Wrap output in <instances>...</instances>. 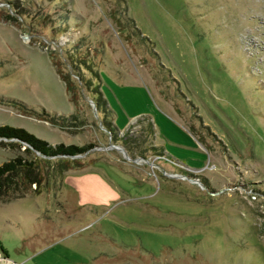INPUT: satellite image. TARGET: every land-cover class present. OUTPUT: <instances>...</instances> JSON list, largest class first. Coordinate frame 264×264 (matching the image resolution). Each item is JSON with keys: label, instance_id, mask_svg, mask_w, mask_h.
I'll list each match as a JSON object with an SVG mask.
<instances>
[{"label": "rangeland", "instance_id": "obj_1", "mask_svg": "<svg viewBox=\"0 0 264 264\" xmlns=\"http://www.w3.org/2000/svg\"><path fill=\"white\" fill-rule=\"evenodd\" d=\"M1 125L91 147L0 198V264H264V0H0Z\"/></svg>", "mask_w": 264, "mask_h": 264}, {"label": "trees", "instance_id": "obj_2", "mask_svg": "<svg viewBox=\"0 0 264 264\" xmlns=\"http://www.w3.org/2000/svg\"><path fill=\"white\" fill-rule=\"evenodd\" d=\"M85 67L86 70L94 73L89 66ZM57 71L65 81L67 89L74 92L73 84L68 76L59 69ZM90 94L92 95L96 107L101 109V112L104 113L107 104L105 98L102 97L101 91L93 90ZM106 127L110 129V123H107ZM4 143L17 147L23 145L25 148L23 150L24 155H17L0 164V198L20 196L31 191L33 184L39 186L43 177L40 163L48 161L50 158H57L61 161V164L58 165L59 172L70 169L72 165L80 167L81 164H79L78 161L74 160L72 165H69L70 163L66 162L67 160L62 159L68 157L73 158L76 155L83 154L91 147L90 145L78 146L74 144L66 145L63 143L49 144L47 141L36 137L23 128L10 125L0 126V144ZM0 253L7 257L1 242Z\"/></svg>", "mask_w": 264, "mask_h": 264}, {"label": "built area", "instance_id": "obj_3", "mask_svg": "<svg viewBox=\"0 0 264 264\" xmlns=\"http://www.w3.org/2000/svg\"><path fill=\"white\" fill-rule=\"evenodd\" d=\"M0 255H1V253H0ZM4 258H2V260H3ZM11 264H16V263H14V262H12Z\"/></svg>", "mask_w": 264, "mask_h": 264}]
</instances>
